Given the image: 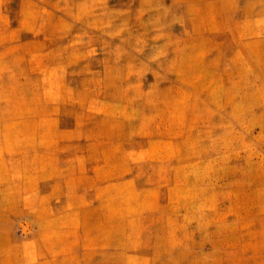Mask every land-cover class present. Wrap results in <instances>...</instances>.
<instances>
[{
	"label": "rangeland",
	"instance_id": "obj_1",
	"mask_svg": "<svg viewBox=\"0 0 264 264\" xmlns=\"http://www.w3.org/2000/svg\"><path fill=\"white\" fill-rule=\"evenodd\" d=\"M0 264H264V0H0Z\"/></svg>",
	"mask_w": 264,
	"mask_h": 264
}]
</instances>
